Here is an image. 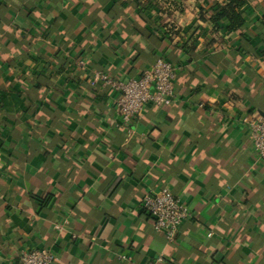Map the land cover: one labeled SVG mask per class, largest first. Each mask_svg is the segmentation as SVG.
I'll list each match as a JSON object with an SVG mask.
<instances>
[{"label": "crops", "instance_id": "0c3cea01", "mask_svg": "<svg viewBox=\"0 0 264 264\" xmlns=\"http://www.w3.org/2000/svg\"><path fill=\"white\" fill-rule=\"evenodd\" d=\"M223 1L0 0V264L33 248L54 264H264V163L242 123L264 117V0L243 34L201 19ZM158 58L176 99L128 134L119 94L85 73L128 81ZM163 188L193 214L174 243L141 206Z\"/></svg>", "mask_w": 264, "mask_h": 264}, {"label": "built area", "instance_id": "2783aa9c", "mask_svg": "<svg viewBox=\"0 0 264 264\" xmlns=\"http://www.w3.org/2000/svg\"><path fill=\"white\" fill-rule=\"evenodd\" d=\"M165 8L175 6L169 1H163ZM76 67L86 72L88 65L83 59L76 61ZM94 88L110 89L119 94L115 100V108L121 118V126L128 134H132L133 123L141 112L150 105L170 106L176 99V82L178 68L165 58H158L140 77L128 81L112 78L101 71L85 73ZM248 128L249 135L257 154L258 162L264 163V117L248 116L242 120ZM142 209L155 219L154 228L163 232L168 243L176 242L184 222L193 218L192 212L167 188L146 195L141 202ZM57 230L61 226H56ZM127 261L131 258L123 257ZM56 254L48 249H23L20 252L19 264H54ZM158 258L148 264H162Z\"/></svg>", "mask_w": 264, "mask_h": 264}, {"label": "trees", "instance_id": "16d2710c", "mask_svg": "<svg viewBox=\"0 0 264 264\" xmlns=\"http://www.w3.org/2000/svg\"><path fill=\"white\" fill-rule=\"evenodd\" d=\"M247 3L248 0H224L222 3L217 2L211 5L208 10H202L201 19L210 21L217 32L243 34L249 26L244 11ZM261 53L264 55V51ZM51 200L52 197L47 196L41 202V206L46 207Z\"/></svg>", "mask_w": 264, "mask_h": 264}]
</instances>
